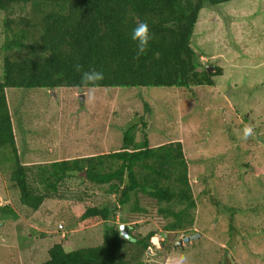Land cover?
<instances>
[{"label":"trees","instance_id":"obj_1","mask_svg":"<svg viewBox=\"0 0 264 264\" xmlns=\"http://www.w3.org/2000/svg\"><path fill=\"white\" fill-rule=\"evenodd\" d=\"M239 1L243 0H0V167L9 172L11 189L28 209L37 212L47 201L58 200L68 206L65 221L76 229L104 225L101 245L66 252L62 244H54L41 264H146L157 231L135 234L136 220L155 212L167 233L189 232L198 224L199 199L205 194L197 195L199 181L193 182L184 144L153 146L143 117L124 131L118 151L40 165L36 179L30 180L33 171L22 161L9 90L92 89L81 85V73L73 68L76 62L84 70L103 72L105 78L94 89H214L225 70L215 62H202L201 47L207 41L200 37V22L206 9ZM27 6L28 14L12 18L17 8ZM233 7L229 23L237 27L235 37L259 39L263 46L264 29L254 19L255 11L248 15L245 4L241 10ZM140 21L149 24L152 39L137 59L131 33ZM208 66L215 71L209 72ZM150 110L145 104V111ZM73 180L80 184L72 185ZM98 188L113 202L96 204L92 196ZM0 213L3 220L7 214L18 219L20 233L26 230L9 205ZM229 219V236L238 234L235 217ZM122 224L130 225L131 240L121 237ZM231 243L220 247L218 264H237Z\"/></svg>","mask_w":264,"mask_h":264},{"label":"rangeland","instance_id":"obj_2","mask_svg":"<svg viewBox=\"0 0 264 264\" xmlns=\"http://www.w3.org/2000/svg\"><path fill=\"white\" fill-rule=\"evenodd\" d=\"M244 4L248 15L257 14L254 19L264 29V0L209 8L202 16L199 34L207 41L201 47L205 52L202 62H215L225 70V79L214 89L9 90L22 161L33 171L32 181L40 165L118 151L124 131L142 117L149 125L153 146L184 144L193 182L199 181L197 195L205 194L199 199L198 224L189 232L167 233L163 218L155 212L136 220L135 234L157 231L146 264H167L170 256L179 253L188 255L190 264H218L220 247L228 248L231 242L235 263L264 264V44L244 35L240 40L235 37L239 32L229 23L230 15L233 6L241 10ZM29 11V6L17 8L12 18ZM239 28L242 33L243 26ZM2 45L0 13V50ZM2 58L0 51V79ZM90 91L96 100L84 103ZM145 104L151 113L145 111ZM247 124L254 126V137L245 141L241 137ZM2 168L0 207L13 208L26 230L20 233L18 219L7 214L3 220L0 213V264L44 263L54 244H62L66 252L101 245L103 224L76 229L65 221L68 206L58 200L47 201L37 212L28 209L19 202L18 192L11 189L10 174ZM78 183L73 180L71 184ZM92 199L99 205L114 198L98 188ZM230 216L237 221L238 234L229 236ZM198 234L199 239L174 247ZM159 236L165 241H159Z\"/></svg>","mask_w":264,"mask_h":264},{"label":"clouds","instance_id":"obj_3","mask_svg":"<svg viewBox=\"0 0 264 264\" xmlns=\"http://www.w3.org/2000/svg\"><path fill=\"white\" fill-rule=\"evenodd\" d=\"M131 39L136 42V58L138 59L139 57L143 56L148 50L150 40L152 39L149 24L146 21L138 22L136 27L132 29ZM208 67L210 68L212 66ZM73 68L76 72L81 73V85L85 88L94 89L98 86V82L102 81L105 78L103 72L96 71L95 69L84 70V66L79 62L74 63ZM95 100L96 97L94 92L90 91L88 95L84 97L83 102L94 103ZM252 137H254V126L251 124H247L243 128V135L241 138L246 141ZM3 207H0V209ZM122 229L123 226L121 227V230ZM121 235H123V232H121ZM125 239H129V237L125 236ZM164 241L165 240H163L162 242ZM167 264H190V259L188 255L179 253L170 256L167 260Z\"/></svg>","mask_w":264,"mask_h":264},{"label":"water","instance_id":"obj_4","mask_svg":"<svg viewBox=\"0 0 264 264\" xmlns=\"http://www.w3.org/2000/svg\"><path fill=\"white\" fill-rule=\"evenodd\" d=\"M208 71L214 72L215 68L214 67H210V68L208 67ZM81 99H83V97ZM122 226H123V229L121 230ZM119 229H120V234H121V232H123V235H121L122 238H125V236H127V237H129V239H127V240H131V236H130L131 227L129 225H121ZM200 236H201V234H198V235L193 236L191 238H186L185 240L184 239L180 240L178 243H176L174 245V247L183 246L184 243H188L190 241L197 240L200 238ZM150 253H151V250H150Z\"/></svg>","mask_w":264,"mask_h":264},{"label":"built area","instance_id":"obj_5","mask_svg":"<svg viewBox=\"0 0 264 264\" xmlns=\"http://www.w3.org/2000/svg\"><path fill=\"white\" fill-rule=\"evenodd\" d=\"M160 240L163 241L164 240L163 237L160 236Z\"/></svg>","mask_w":264,"mask_h":264}]
</instances>
